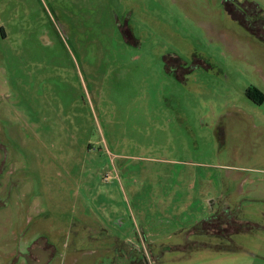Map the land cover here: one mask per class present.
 <instances>
[{
	"label": "rangeland",
	"instance_id": "1",
	"mask_svg": "<svg viewBox=\"0 0 264 264\" xmlns=\"http://www.w3.org/2000/svg\"><path fill=\"white\" fill-rule=\"evenodd\" d=\"M0 264H264V0H0Z\"/></svg>",
	"mask_w": 264,
	"mask_h": 264
},
{
	"label": "flooded vegetation",
	"instance_id": "2",
	"mask_svg": "<svg viewBox=\"0 0 264 264\" xmlns=\"http://www.w3.org/2000/svg\"><path fill=\"white\" fill-rule=\"evenodd\" d=\"M223 208L218 209L215 211L210 219L205 221L206 224L212 225V224H220V228H228L230 226H233V228H241V225L245 226L244 222H239L237 219V216H235L231 211L228 213H225L222 211ZM233 224V225H231ZM248 224V223H246Z\"/></svg>",
	"mask_w": 264,
	"mask_h": 264
}]
</instances>
